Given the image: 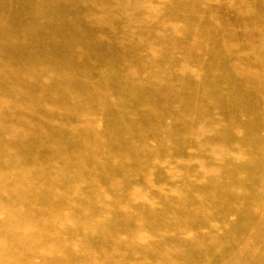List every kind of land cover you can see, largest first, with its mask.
<instances>
[{
  "label": "bare ground",
  "instance_id": "obj_1",
  "mask_svg": "<svg viewBox=\"0 0 264 264\" xmlns=\"http://www.w3.org/2000/svg\"><path fill=\"white\" fill-rule=\"evenodd\" d=\"M0 264H264V0H0Z\"/></svg>",
  "mask_w": 264,
  "mask_h": 264
}]
</instances>
